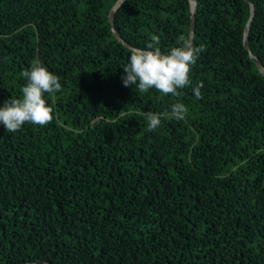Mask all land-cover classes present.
I'll use <instances>...</instances> for the list:
<instances>
[{
  "label": "trees",
  "instance_id": "16d2710c",
  "mask_svg": "<svg viewBox=\"0 0 264 264\" xmlns=\"http://www.w3.org/2000/svg\"><path fill=\"white\" fill-rule=\"evenodd\" d=\"M115 0H0V107L34 59L59 77L46 126L0 124V264H264V75L243 0H195L203 47L178 96L124 86ZM264 67V0H249ZM188 0H123L130 46L187 39ZM203 82L202 98L194 88ZM183 103L186 118L147 112Z\"/></svg>",
  "mask_w": 264,
  "mask_h": 264
},
{
  "label": "clouds",
  "instance_id": "9594fccd",
  "mask_svg": "<svg viewBox=\"0 0 264 264\" xmlns=\"http://www.w3.org/2000/svg\"><path fill=\"white\" fill-rule=\"evenodd\" d=\"M179 40V46L173 47L167 54H163L159 47H154V44H159V37L155 35L146 48H130L129 63L123 67L124 86L135 85V90L140 93L155 89L165 96H178L177 90L190 84L192 65L203 51L202 46L194 47L184 36ZM21 75L26 79L21 89L22 95L6 99L0 107V124H3L6 131L13 133L26 123L41 127L51 123L54 110L44 98L45 93L54 95L61 90L59 77L49 71L39 59H34L30 69L23 71ZM202 87L203 82H199L194 88V95L198 99L202 98ZM187 112V107L177 102L172 104L170 112H147L144 115L149 131H155L162 118L181 121L186 118Z\"/></svg>",
  "mask_w": 264,
  "mask_h": 264
},
{
  "label": "water",
  "instance_id": "95a60500",
  "mask_svg": "<svg viewBox=\"0 0 264 264\" xmlns=\"http://www.w3.org/2000/svg\"><path fill=\"white\" fill-rule=\"evenodd\" d=\"M245 3H247L248 5V17L244 23L243 29H242V46L243 48L247 51V54L249 56V58L253 61L257 71L264 75V67L260 64V62L258 61V59L256 58V56L254 54L251 53L249 45H248V40H247V30H248V25L250 23V20L252 18L253 12H254V6L253 4L249 1V0H243ZM122 2V0H115L114 3L109 7L108 11H107V15H106V19L107 22L109 24V29L111 32V35L115 38V40H117L118 42H120L123 46L127 47V48H135L130 46L129 44H127L117 33V31L115 30L114 26H113V13L116 10V8L120 5V3ZM189 3V21H188V32H187V39H189L192 42V38H193V27H194V12H195V5L196 2L195 0H188Z\"/></svg>",
  "mask_w": 264,
  "mask_h": 264
}]
</instances>
